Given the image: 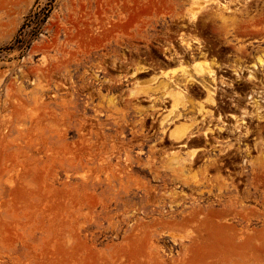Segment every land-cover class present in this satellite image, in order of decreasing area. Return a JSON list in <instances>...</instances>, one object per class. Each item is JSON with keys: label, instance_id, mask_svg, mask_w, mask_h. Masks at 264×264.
I'll list each match as a JSON object with an SVG mask.
<instances>
[{"label": "rangeland", "instance_id": "374dc122", "mask_svg": "<svg viewBox=\"0 0 264 264\" xmlns=\"http://www.w3.org/2000/svg\"><path fill=\"white\" fill-rule=\"evenodd\" d=\"M190 1L0 0V264H264L262 156L134 153L133 77L104 73Z\"/></svg>", "mask_w": 264, "mask_h": 264}, {"label": "flooded vegetation", "instance_id": "af4514ba", "mask_svg": "<svg viewBox=\"0 0 264 264\" xmlns=\"http://www.w3.org/2000/svg\"><path fill=\"white\" fill-rule=\"evenodd\" d=\"M173 13L165 11L145 38L133 39V50L106 65L109 79L133 77V152L261 155L264 163V21L218 32L217 24H202L212 21ZM183 125L189 130L174 140ZM239 165L217 164L230 174Z\"/></svg>", "mask_w": 264, "mask_h": 264}, {"label": "bare ground", "instance_id": "6f19581e", "mask_svg": "<svg viewBox=\"0 0 264 264\" xmlns=\"http://www.w3.org/2000/svg\"><path fill=\"white\" fill-rule=\"evenodd\" d=\"M192 1H195V0H192ZM251 1H253V0H251ZM199 2H203L201 6L197 5V3H199ZM190 3H191V1H190ZM194 5H195V7H191L189 9L187 7L188 10H186L189 13L190 20L194 21V22H195V20H197V17L199 15L204 14L206 17H208L209 19H212L214 22H216V20H218L225 25H227L229 23V24L234 26V25H241L242 24L240 17L243 14L246 15L247 17H249V11L247 10L248 5L247 6L243 5L244 6L243 9L239 10V7L242 6L241 0H197L196 2H194ZM256 6H257V4H256ZM212 7H213L214 11H213ZM193 9H197V11L192 12ZM210 9H212V10H210ZM185 13H187V12H185ZM258 15L264 16V3L261 4V10H260ZM208 18L206 20H209ZM241 29H242V27L240 28V30ZM204 64H202V66L206 67V65H204ZM199 65L201 66V64H199ZM202 70H203V68H202ZM203 71H205V70H203ZM206 72H207V67H206ZM175 100L176 99H174V101ZM182 128H185V129H182ZM187 128L185 127V125H183V126H181V128L180 127H179V129L177 128L178 130L175 129L174 134H172V135L170 134V135L173 139H178V138H180V133L183 136V133L185 134V131ZM187 130H189V128ZM177 131L178 132L180 131V133L178 134ZM194 155H195V153L192 151L191 157H194Z\"/></svg>", "mask_w": 264, "mask_h": 264}]
</instances>
